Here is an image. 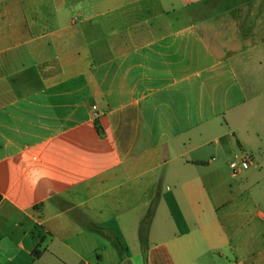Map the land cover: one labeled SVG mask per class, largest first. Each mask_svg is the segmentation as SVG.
<instances>
[{
  "label": "crops",
  "instance_id": "0c3cea01",
  "mask_svg": "<svg viewBox=\"0 0 264 264\" xmlns=\"http://www.w3.org/2000/svg\"><path fill=\"white\" fill-rule=\"evenodd\" d=\"M263 71L264 0H0V264H264Z\"/></svg>",
  "mask_w": 264,
  "mask_h": 264
},
{
  "label": "trees",
  "instance_id": "16d2710c",
  "mask_svg": "<svg viewBox=\"0 0 264 264\" xmlns=\"http://www.w3.org/2000/svg\"><path fill=\"white\" fill-rule=\"evenodd\" d=\"M96 126L98 128V131L102 132V129H101L98 121L96 122ZM3 199H4L3 196L0 194V204L3 201ZM152 216H153V211H151V213H149L147 219L143 222V224L141 226V240H142V243H143V250H144V253H145V261H146V246L144 244H145V240H146V236H147V232H148V227H149L150 221L152 219ZM35 254L39 255L40 252L36 251Z\"/></svg>",
  "mask_w": 264,
  "mask_h": 264
},
{
  "label": "rangeland",
  "instance_id": "374dc122",
  "mask_svg": "<svg viewBox=\"0 0 264 264\" xmlns=\"http://www.w3.org/2000/svg\"><path fill=\"white\" fill-rule=\"evenodd\" d=\"M207 15H212L213 13H206ZM183 25V24H181ZM181 29H182V26H181ZM261 78H263V83H261V86L262 88L264 89V71L261 73ZM250 106V105H249ZM255 111H257V113L259 114L260 117L264 118V91L263 93H261V95L259 96V99H258V106L256 107ZM223 120V119H222ZM222 123L225 125L226 122H224V120L222 121ZM241 159H237L235 160V162L239 163L241 162L240 161ZM171 184L169 183H166L165 184V187H171L170 186ZM153 205H155L154 201H153ZM154 207V206H153ZM152 211V210H151ZM151 211H149L151 213Z\"/></svg>",
  "mask_w": 264,
  "mask_h": 264
},
{
  "label": "built area",
  "instance_id": "2783aa9c",
  "mask_svg": "<svg viewBox=\"0 0 264 264\" xmlns=\"http://www.w3.org/2000/svg\"><path fill=\"white\" fill-rule=\"evenodd\" d=\"M96 109V107H94ZM249 166V159L243 160L241 163L233 162L231 164V168L234 170V172L238 171L240 168H248Z\"/></svg>",
  "mask_w": 264,
  "mask_h": 264
}]
</instances>
